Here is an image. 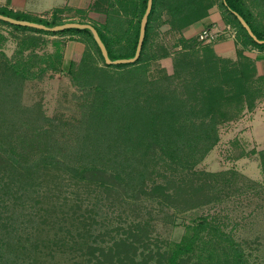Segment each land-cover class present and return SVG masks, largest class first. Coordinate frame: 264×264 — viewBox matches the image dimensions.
I'll return each mask as SVG.
<instances>
[{"label": "trees", "instance_id": "obj_1", "mask_svg": "<svg viewBox=\"0 0 264 264\" xmlns=\"http://www.w3.org/2000/svg\"><path fill=\"white\" fill-rule=\"evenodd\" d=\"M115 1L124 15L127 14L128 5L135 8L137 12L134 25H131V20L127 22L128 27L124 32L126 36L123 34L125 42L119 44L116 49H111V38L97 26L94 27L105 44L110 59L129 58L135 53L140 20L145 11L147 0ZM214 2L218 4L225 22L235 28L236 36L242 46L264 48V43L259 44L254 41L233 14V12L239 13L257 38L264 40V24L254 22L249 12H246L244 0H225V2L223 0H153L138 59L133 63L116 65H107L104 62L101 52L88 30L68 29L49 32L0 21L15 29L48 35H63L68 32L85 34L103 64L95 69L98 74L104 73L105 70L102 67L128 69L137 66L146 55L148 56L147 48L151 44L150 39L154 28L168 25V30L180 35L183 43L181 49L184 52H179V56L188 61L185 67H188L189 64L192 66V73L182 75L183 66L180 65V62H174L171 75L162 71L168 85L164 84V86L155 87L150 91H142V95L147 98L142 102L139 101L141 89L139 88L140 91H137L138 87L133 83L128 89L123 88L121 91L123 93L130 92L129 100L124 104H122L123 102L121 104L112 102L109 106L108 102H103V107L96 105L94 108L92 104L96 103L95 98L98 100L103 95L108 99L110 94L107 95V92L104 89L100 90L98 86H92V89L95 90L94 101L88 108L89 115L83 119L85 120L84 124L89 125L93 121L92 114L96 110L101 111V115L99 114L97 119L106 126L109 124L107 120H110V114L119 113L122 117L118 118L123 120L119 124L122 136L127 137L131 145L136 144L139 139L146 141L145 145L143 144L146 147L145 151L134 156L135 161L131 164L132 169L127 171L124 167L111 169L93 162L72 164L70 159L79 153H61L56 148L59 144L58 138L51 132L44 131V124L39 121L41 120L39 114L31 120L17 117L18 120L14 121L5 117L6 112L10 111L8 108H11L10 104L5 101L9 97L18 96L19 90L17 92L12 86L21 84L19 80L23 77V73L10 60L0 61V199L4 203L10 201V208L9 205L6 208L11 211L14 209L23 210L25 204L35 203L38 204L39 210L43 199L44 202L54 200L57 195L63 192V187L79 184L90 191L99 188L109 195L112 194V197H114L113 195L117 198L124 196L135 201L143 198L157 200L162 205L181 210L204 206L218 199L223 188L220 185V180L225 179L227 171L197 172L194 170V165L217 143V131L222 123L233 120L245 109L252 111L255 108L253 94L260 93L256 83L264 82V76H256L254 63L245 57L241 50L237 51L235 60L222 58L215 53L212 43L200 45L197 37L186 38L183 35L191 24L208 14V10ZM113 13L117 16L120 15L117 9ZM0 14L19 20L42 23L46 26L65 23L57 17L49 21L1 9ZM187 51L188 53H186ZM84 55H91L90 51L81 57ZM169 55L170 53L164 50L163 54L152 56L151 59L157 61ZM59 57H61L60 65H62V55ZM0 59L2 58L0 57ZM74 63L75 61H70L65 67L72 68ZM172 80L175 82L174 86H172ZM147 83L151 84L149 80L145 84L148 85ZM117 129L120 130V128ZM166 136L172 137L169 139ZM83 137L89 138L90 134L87 132L83 134ZM165 138L168 140L164 141ZM156 147L164 156V160L169 163L168 167L163 165L162 168H155L154 160L149 154H153ZM259 155L264 171V149L260 150ZM170 165L173 167L171 168ZM230 173L237 176L235 171H230ZM114 203L112 200V204ZM53 207L55 206L48 208ZM74 212L75 210L72 213ZM44 214V222H46L49 215L46 217L48 209L45 207ZM6 219H10V217ZM0 220H2L0 229L9 232V221L3 217ZM65 224L73 225V222L66 221ZM79 224H83L85 228L82 227L83 230L77 232V236L82 239L80 243L76 241L79 244L77 248H75L76 242L73 240V235L69 238L67 235L61 234L59 237L57 232L48 233L50 238L54 236L46 241L44 238L43 245L37 241L34 242V247H42L45 251L44 264L49 258L55 259L57 255L63 254L64 247L70 249L72 258L78 260L77 264H217L205 263L202 260L206 259L203 258L205 250L203 245L211 244L212 248H215L216 255H218L217 250L221 249L217 237L220 229L213 224L210 225L206 218L200 220L192 234L179 243L167 245V248L159 246L157 242H151L148 238V230L143 226L137 228L138 232L131 233L130 228L118 236L111 235L110 243H107L106 246H92L90 239L92 237L88 230L90 222L80 220ZM207 225H209L211 235L208 238L200 236ZM86 227L88 228L86 229ZM111 229L99 231L95 236L99 238L110 235ZM65 231L68 232L67 234L73 232L69 228ZM227 242V245L234 249L235 253L240 252L241 248L235 245L233 240ZM201 245L202 247H200ZM235 259L234 264H242L241 256ZM230 262L232 259L225 261L226 264H230ZM16 263L7 257L0 258V264Z\"/></svg>", "mask_w": 264, "mask_h": 264}, {"label": "rangeland", "instance_id": "obj_2", "mask_svg": "<svg viewBox=\"0 0 264 264\" xmlns=\"http://www.w3.org/2000/svg\"><path fill=\"white\" fill-rule=\"evenodd\" d=\"M62 41L59 35L15 29L0 22V61L10 60L23 73L19 80L21 84L12 86L17 92L19 90L18 96L9 97L5 101L11 106L5 117L14 121L18 120L17 117L31 120L39 114L44 131H49L58 138L59 144L56 148L61 153H79L70 159L72 164L93 162L111 169L124 167L129 171L135 161L134 156L145 151L146 141L139 139L136 144L131 145L127 137L122 136L119 124L123 120L118 118L122 117L119 113H111L106 126L97 119L101 111L96 110L92 114L93 121L89 125L84 124L83 119L89 115L88 108L94 101L95 90L92 86H98L107 95L110 94L108 99L103 95L98 100L95 98L96 103L92 104L95 108L96 105H104L103 102H108L109 106L112 102L124 104L129 100L130 92L121 91L123 88L128 89L133 83L137 85V91L141 89L139 101H144L147 98L142 95V91L168 85L162 71L171 75L174 62H180L183 66L182 75H189L192 73L191 64L185 67L188 61L179 56V52H184L181 49L183 43L180 35L163 27L151 37L152 42L147 48L149 57L146 55L137 66L128 69L102 67L105 71L100 74L95 69L99 68L98 63L101 66L103 64L100 58H94L92 54L79 57L72 68L60 65ZM198 42L200 45L206 44ZM164 50L170 53L171 58L166 65L160 63V60L151 59L152 56L163 54ZM148 80L151 84L146 85ZM172 82L174 86V80ZM256 86L260 93L253 94L254 102H262L264 82L258 81ZM252 111L245 109L233 120L222 123L217 131V143L194 165L197 172L227 171L225 179L220 180L223 188L218 199L213 202L181 210L162 205L157 200L143 198L135 201L124 196L112 197V194L109 195L99 188L90 191L81 184L63 187V192L54 200L44 202L43 199L39 210L38 204L31 203L25 204L23 210L11 211L10 201L4 203L0 199V218L9 221V232L0 229V258L7 257L17 262L16 264H44L45 251L42 247H34V242L43 245L44 238L46 241L54 236L50 238L48 233L57 232L59 237L61 234L69 238L73 235L74 242L80 243L82 239L77 236V232L85 228L83 224H79L80 220L90 222L88 230L91 233L92 246H106L110 243L111 235L118 236L130 228L131 233L138 232L137 228L143 226L147 228L151 242L167 248V245L179 243L192 234L200 220L206 218L210 225L220 229L217 237L221 249L217 248L216 255L211 244L203 245V258L206 259L202 260L205 263L226 264L225 261L232 259L230 264H234L235 258L241 256L242 264H264V171L259 155L260 150L264 149V130H257L259 136L252 133ZM258 126L259 123L256 124ZM87 132L90 137H83ZM166 137L171 139L172 136ZM154 150L149 156H152L155 168H162L163 165L168 167L169 163L164 160L160 150L157 147ZM230 171H235L237 176ZM50 206L55 207L48 208ZM44 207L48 209L46 217L49 215L46 222L43 217ZM9 217L10 219H6ZM66 221L73 222V225L65 224ZM68 228L73 231L71 234L65 231ZM110 229V235L99 238L95 236L99 231ZM209 229L207 225L200 236H211ZM228 240H233L241 248L240 252L235 253L227 245ZM78 246L76 242L75 248ZM64 250L55 259L49 258L46 264H77L78 260L72 258L70 249L64 247Z\"/></svg>", "mask_w": 264, "mask_h": 264}, {"label": "crops", "instance_id": "obj_3", "mask_svg": "<svg viewBox=\"0 0 264 264\" xmlns=\"http://www.w3.org/2000/svg\"><path fill=\"white\" fill-rule=\"evenodd\" d=\"M246 12H249L254 22L264 24V0H244ZM0 9L7 10L14 14L24 15L30 18H39L41 15H49L60 18L62 21L69 22H85L93 26H97L104 34L111 38V49H116L119 44L125 42L124 34L128 23L131 20L133 26L136 22L137 12L135 8L128 5L127 14H122L115 0H0ZM119 10L120 15L113 13L114 10ZM44 20V19H43ZM229 25L231 30H226ZM168 25H163L160 28H154L151 37L156 31ZM220 29L225 31L220 36L218 41L213 43L215 53L230 60L237 58V51L241 50L242 54L254 63L257 77L264 76V48H256L252 46H242L236 34L232 38L235 28L226 23L222 12L217 3H213L208 10V14L197 22H194L183 33L186 38L198 37L199 33L205 29ZM172 32V31H170ZM124 34V35H123ZM62 42V64L68 65L70 61H75L84 53L90 51L94 58H99L95 50L91 47L85 34H74L68 32L59 35ZM151 40V39H150ZM119 41L120 43H118ZM152 41H150L151 43ZM160 63L167 64V60H171L170 55L163 57ZM101 61V60H100ZM101 66V64H97ZM256 102L255 109L251 112L250 124L252 125V133L256 136L257 130H264V99ZM259 123L260 126L256 127ZM255 125V127H254ZM256 132V133H255ZM259 136V135H258ZM264 137V136H262Z\"/></svg>", "mask_w": 264, "mask_h": 264}, {"label": "water", "instance_id": "obj_4", "mask_svg": "<svg viewBox=\"0 0 264 264\" xmlns=\"http://www.w3.org/2000/svg\"><path fill=\"white\" fill-rule=\"evenodd\" d=\"M225 2V0H223ZM152 2L153 0H147L146 8L145 11L141 17L140 20V25H139V35H138V40L135 48V53L132 57L129 58H120V59H110L107 48L105 44L103 43L102 39L100 38L98 31L96 28L90 24V23H85V22H75V21H69L65 22L62 24L54 25V26H46L42 23L38 22H32L28 20H19L15 19L10 16H6L3 14H0V21L12 24V25H17V26H23V27H29V28H34L38 30H43V31H49V32H59L63 30H68V29H78V30H88L97 44L101 55L104 59V62L107 65H116V64H127V63H133L135 62L141 52L142 49V44L144 41L145 37V30H146V25L148 21V16L150 14L151 8H152ZM237 20L240 22L242 27L247 31L248 35L257 43L262 44L264 43V40H260L257 38V36L253 33L251 30L250 26L248 23L245 21V19L237 12H233Z\"/></svg>", "mask_w": 264, "mask_h": 264}, {"label": "built area", "instance_id": "obj_5", "mask_svg": "<svg viewBox=\"0 0 264 264\" xmlns=\"http://www.w3.org/2000/svg\"><path fill=\"white\" fill-rule=\"evenodd\" d=\"M51 17H52L51 14H49V15H41L40 19L48 20ZM228 29L231 30L229 25L226 26V30H228ZM224 33H225L224 30L221 31L220 29L205 28L199 33L197 39H198V41H202V42H204L206 44H211V43L213 44L216 41H218L220 36L223 35ZM235 34L236 33L233 32L231 37L234 38Z\"/></svg>", "mask_w": 264, "mask_h": 264}]
</instances>
